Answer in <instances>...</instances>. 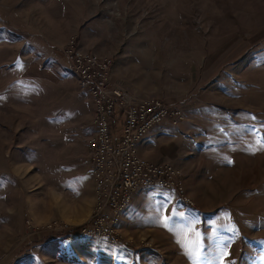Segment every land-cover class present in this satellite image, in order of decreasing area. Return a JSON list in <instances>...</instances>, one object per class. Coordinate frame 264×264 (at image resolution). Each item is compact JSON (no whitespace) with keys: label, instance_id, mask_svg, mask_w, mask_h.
<instances>
[{"label":"rangeland","instance_id":"1","mask_svg":"<svg viewBox=\"0 0 264 264\" xmlns=\"http://www.w3.org/2000/svg\"><path fill=\"white\" fill-rule=\"evenodd\" d=\"M28 3L58 7L71 17L75 12L82 18L101 19L110 11L106 16L112 31H119L136 16V68L148 69L143 76L151 77L141 88L151 86L171 99L188 100L196 92L204 101L221 104L208 110L201 107L200 113L213 114L222 130L232 131L228 116L242 114L252 118V127L236 129L237 168L230 169L225 182L214 168L218 177L213 203L220 206L215 213L195 212L157 188L137 191L115 231L127 247L91 239L70 243L54 236L87 224L93 204L83 222L61 219L56 204H66V215L75 211L79 218L83 212L69 209L67 200H58L52 182L76 195L72 166L55 160L74 157L67 146L77 145L74 126L86 96L70 94L62 85L51 106H44L45 110L50 106L47 128H33L30 145L50 150L44 156L38 153L37 165L44 167L46 177L26 163L19 169L12 163L19 156L12 152L14 131L22 123L19 116L41 112V106L26 108L11 103L4 94L0 97V264H264V0H0V18L19 29L22 25L37 29L41 16L21 13L19 6ZM107 3L110 7L103 8ZM47 11L54 16L53 8ZM11 59L6 49H0V66L4 68ZM1 70L0 93L6 84ZM62 74L71 80V71L62 70ZM224 120L227 126L222 125ZM87 126L81 135L90 133V123ZM226 136L221 137L222 161ZM29 156L37 161L36 154ZM7 174L14 183L6 182ZM77 182L81 195L88 197V177ZM182 191L195 207L184 175Z\"/></svg>","mask_w":264,"mask_h":264},{"label":"crops","instance_id":"2","mask_svg":"<svg viewBox=\"0 0 264 264\" xmlns=\"http://www.w3.org/2000/svg\"><path fill=\"white\" fill-rule=\"evenodd\" d=\"M80 4L83 5V2ZM22 6H19L22 14L28 17L41 16L39 19L37 18L41 21H38L37 29L33 27L34 29L32 30V27L27 25H22V28L19 29L0 18V49H6L8 54L12 56L11 63L4 65V68L0 66L2 67L1 71L4 73L2 80L6 79V84L0 93V97L6 94L11 98V103L14 101L26 108L41 106L42 109L41 112L37 109L36 113L32 112L30 114L27 111L19 116L18 120H22V123L14 131V136L16 137L15 141L13 140L12 150V152L19 154L16 160L12 162L15 169H19L17 166H22L26 163L31 169H40V174L47 177L44 167H38L37 165L40 160L38 153L44 156L43 154L50 153V150L45 151L44 148L38 146L33 148L30 145V138L35 134L33 128L42 130L47 128L45 124H47L46 117L49 114L48 108L51 106L52 98L58 93V88L62 85L68 88L70 94H78L80 96L79 93H82L77 88L76 78L72 72L69 82L66 81V76L62 74V70H70L59 50L71 34L75 36L77 46L82 51L91 52L98 56H112L113 63L108 72L107 81L109 86L118 88L124 96L134 101L147 96H154L167 103L184 100L166 97L165 93L157 91L151 86L141 88V84L143 85L144 83L145 86V83L150 82L151 77L143 76L144 72H148V69L142 71L136 68V16L129 18L126 25L122 26L119 31H112L109 26L111 22L106 16L110 11L104 12L103 18L98 19L96 16L89 15L87 18H82L75 12L74 16L71 17L68 13L62 12L58 7L54 8L53 6L40 7L39 5L35 6L33 3ZM104 7L109 8L110 4L107 3ZM49 8L54 9V16H50V12L47 11ZM23 9H27V11ZM119 32L121 34L117 35ZM115 37L121 38V40L119 41ZM2 46H5V48ZM11 71L14 72L13 76H11ZM190 82L194 84L192 76ZM192 96L194 97L191 99ZM192 96L182 104L183 121L175 126H170L167 122H163L152 127L136 144L135 150L137 156L143 160L156 164H169L178 168L184 175L185 188L195 202V207L191 210L201 214H213L220 207L213 203L214 195L217 191L214 187L215 178L218 175L216 170L219 169L221 182H225L230 174V169L237 168L234 160L236 129L238 127L244 128L246 125L252 127V118L246 114L228 116L232 131L222 130L220 125L217 124L219 119H214L213 114L200 113L201 107L208 110L211 105L213 107L221 104L204 101L196 92ZM5 99L3 100L5 101ZM49 104L50 106L45 110L44 106ZM83 105V111L76 116L77 122L74 126V131L77 134V145L73 146L70 143L67 146L72 152L74 151V157L70 159L63 156V161L61 158L55 160L57 163L66 162L72 166L73 175L70 178L76 195L72 196L65 189H59L52 182L53 191L58 195V200H67L69 209L83 212V215L79 218L75 211H72V213L68 211L69 213L66 215V204H56L58 206L55 207L62 213L61 219L72 224L83 222L93 204L92 179L87 154L84 152L85 140L93 131L91 124L93 107L87 96L83 98ZM213 122L217 124L216 127ZM89 123L91 127L90 133L81 135V130L87 128ZM222 125L227 126L226 120H224ZM115 130L117 132L119 126ZM28 132L30 134H27ZM225 135H227L225 139L227 151L224 152L226 158L223 157L225 160L222 161L220 159L222 158L221 146L223 144L221 137ZM227 139L233 142L229 143ZM62 147L65 146L62 145ZM54 152L56 153L57 150ZM30 154L37 155L36 162L30 158ZM241 157L244 160L248 158L245 152L242 153ZM69 173L68 171L67 174L70 176ZM67 174H62V176ZM7 175L5 176L6 182L10 180L11 183H14L12 177ZM84 175L88 177L90 192L88 197L81 195L82 186L77 182V178H81ZM48 185L50 186V184ZM158 190L163 194L167 193L175 197L170 192ZM65 196H68L69 200ZM83 200L85 201V206H82ZM79 201L81 202L80 204Z\"/></svg>","mask_w":264,"mask_h":264},{"label":"built area","instance_id":"3","mask_svg":"<svg viewBox=\"0 0 264 264\" xmlns=\"http://www.w3.org/2000/svg\"><path fill=\"white\" fill-rule=\"evenodd\" d=\"M61 54L75 75L78 90L93 107V131L85 140L93 206L87 224L54 237L70 243L91 239L127 247L115 231L135 192L157 188L172 193L183 206L194 208L182 191L183 174L178 168L143 160L135 150L152 127L163 122L175 126L183 121L185 99L165 103L154 96L136 101L124 96L107 81L112 58L82 51L75 36L68 38Z\"/></svg>","mask_w":264,"mask_h":264},{"label":"snow or ice","instance_id":"4","mask_svg":"<svg viewBox=\"0 0 264 264\" xmlns=\"http://www.w3.org/2000/svg\"><path fill=\"white\" fill-rule=\"evenodd\" d=\"M253 119H254V117H253ZM181 215H182V213H181ZM164 219H165V220H167V217H165ZM225 255H227V253H226V252H225Z\"/></svg>","mask_w":264,"mask_h":264}]
</instances>
